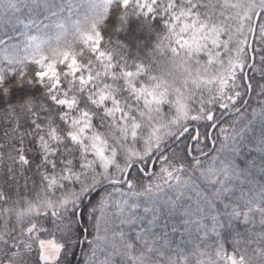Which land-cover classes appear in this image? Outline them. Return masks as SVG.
<instances>
[{
  "label": "snow or ice",
  "instance_id": "6c2138e0",
  "mask_svg": "<svg viewBox=\"0 0 264 264\" xmlns=\"http://www.w3.org/2000/svg\"><path fill=\"white\" fill-rule=\"evenodd\" d=\"M78 7L9 5L0 264H264V0Z\"/></svg>",
  "mask_w": 264,
  "mask_h": 264
},
{
  "label": "trees",
  "instance_id": "16d2710c",
  "mask_svg": "<svg viewBox=\"0 0 264 264\" xmlns=\"http://www.w3.org/2000/svg\"><path fill=\"white\" fill-rule=\"evenodd\" d=\"M33 17L36 16L35 13L31 14ZM21 27L17 19L12 16L11 12L1 9L0 11V41L4 42L5 45L11 46L20 42L19 35H21ZM247 99V97H245ZM250 104L255 106L256 97H253L250 101ZM250 110V109H249ZM219 115V113H218ZM240 230L243 231V226H239ZM177 242L180 238L179 236L174 237ZM68 264H82L83 256L80 254V248L76 247L75 255L71 253L67 257Z\"/></svg>",
  "mask_w": 264,
  "mask_h": 264
},
{
  "label": "rangeland",
  "instance_id": "374dc122",
  "mask_svg": "<svg viewBox=\"0 0 264 264\" xmlns=\"http://www.w3.org/2000/svg\"><path fill=\"white\" fill-rule=\"evenodd\" d=\"M17 2H18V0H17ZM56 2L58 4H60V3H65L66 4V3H68V0H56ZM71 2L73 4H76V5L79 6L78 8L72 9L73 15H72L71 19H75L77 13L82 15L83 12L85 11V8H86V5H87V0H71ZM11 3H13V0H0V11H1V9H3V10H6L8 12H11L12 16H14L17 19V21H20V20L27 21V19L29 18L30 14L27 11L17 12V11H14V10H10L9 9V5ZM65 15H67V10H65ZM19 27H21V29H22V26L20 24H19ZM22 31H23V29H22ZM22 31H21V33H22ZM19 38H21V35H19ZM178 241L180 242V238L178 239Z\"/></svg>",
  "mask_w": 264,
  "mask_h": 264
}]
</instances>
